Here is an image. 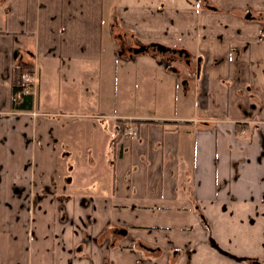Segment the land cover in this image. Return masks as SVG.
Wrapping results in <instances>:
<instances>
[{"label":"crops","instance_id":"1","mask_svg":"<svg viewBox=\"0 0 264 264\" xmlns=\"http://www.w3.org/2000/svg\"><path fill=\"white\" fill-rule=\"evenodd\" d=\"M210 1L118 7L166 59L106 53L105 0H0V264H264V0Z\"/></svg>","mask_w":264,"mask_h":264},{"label":"rangeland","instance_id":"2","mask_svg":"<svg viewBox=\"0 0 264 264\" xmlns=\"http://www.w3.org/2000/svg\"><path fill=\"white\" fill-rule=\"evenodd\" d=\"M154 2L156 5L160 7L164 6H175L177 4H184L185 2H190V0H105L104 3V25H103V49L106 53H111L113 44L115 52L118 53L119 42L114 39V36L121 35L125 41L128 43L134 42L137 39L135 34L128 30L118 18H114L116 22V27L111 29L110 33V23L112 22L113 16L117 15L118 7L130 4H150ZM113 38V40H112ZM132 57H154L148 54H139ZM168 106V105H167ZM168 108L164 109V112H167ZM162 111V108L160 109ZM114 242H115V238Z\"/></svg>","mask_w":264,"mask_h":264},{"label":"flooded vegetation","instance_id":"3","mask_svg":"<svg viewBox=\"0 0 264 264\" xmlns=\"http://www.w3.org/2000/svg\"><path fill=\"white\" fill-rule=\"evenodd\" d=\"M197 2L200 4V6L203 9H205L207 11H212V12L218 11V7L213 1L197 0ZM248 15H250V14L247 13L245 15V18L249 19L250 16H248ZM113 18H117V17L113 16ZM118 38L120 40L122 39V37L120 35L118 36ZM123 41L126 42V44L124 43V45H122L123 49L124 50L128 49L129 52L132 51L131 47H136V44H142V45L148 46L146 52L151 53V56H154V57H166V59H171V58H175V57H190L189 53L184 48L172 47V46L166 45L164 43H160V42L140 43V42H138V40H136L134 42L128 43L127 41H125V39Z\"/></svg>","mask_w":264,"mask_h":264},{"label":"trees","instance_id":"4","mask_svg":"<svg viewBox=\"0 0 264 264\" xmlns=\"http://www.w3.org/2000/svg\"><path fill=\"white\" fill-rule=\"evenodd\" d=\"M116 27V22L114 21V18L112 19V26L111 29H114ZM121 36V35H120ZM122 37V36H121ZM114 39H116L119 42V49L117 50L118 53V57H132V56H136L139 54H148L151 55V53H147L146 51H140L141 49L146 50L147 49V45H142V44H136V47H131L132 51H128V49L124 50L122 45H124V43L126 44V42H124L123 37L120 40L118 38V36H114ZM128 45V44H127ZM126 45V46H127ZM18 74H19V68H15L14 70V78H13V84H12V102L14 105V108H21L24 106H30L31 104V99L29 96L22 94V92L20 91L19 87H18ZM114 232L116 234H120V230L119 229H115ZM145 249H148L147 247H144ZM153 251V250H152ZM253 264H255V261H252Z\"/></svg>","mask_w":264,"mask_h":264},{"label":"built area","instance_id":"5","mask_svg":"<svg viewBox=\"0 0 264 264\" xmlns=\"http://www.w3.org/2000/svg\"><path fill=\"white\" fill-rule=\"evenodd\" d=\"M18 87L22 94L33 96L36 94L37 75L34 71L25 68H19ZM124 135L134 138L138 135L137 127L131 123H126Z\"/></svg>","mask_w":264,"mask_h":264},{"label":"water","instance_id":"6","mask_svg":"<svg viewBox=\"0 0 264 264\" xmlns=\"http://www.w3.org/2000/svg\"><path fill=\"white\" fill-rule=\"evenodd\" d=\"M248 16H250V15H248ZM140 51H147V49H146V50H144V49H141ZM123 234H124V232H123ZM255 264H261V263H259V262H256Z\"/></svg>","mask_w":264,"mask_h":264}]
</instances>
